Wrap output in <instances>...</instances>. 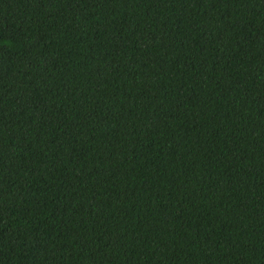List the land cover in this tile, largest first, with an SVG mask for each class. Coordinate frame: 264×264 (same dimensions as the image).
I'll return each instance as SVG.
<instances>
[{
    "label": "trees",
    "instance_id": "obj_1",
    "mask_svg": "<svg viewBox=\"0 0 264 264\" xmlns=\"http://www.w3.org/2000/svg\"><path fill=\"white\" fill-rule=\"evenodd\" d=\"M0 264H264V0H0Z\"/></svg>",
    "mask_w": 264,
    "mask_h": 264
}]
</instances>
